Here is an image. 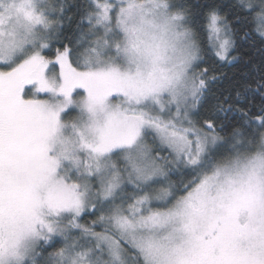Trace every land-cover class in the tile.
Returning a JSON list of instances; mask_svg holds the SVG:
<instances>
[{
    "label": "snow or ice",
    "instance_id": "6c2138e0",
    "mask_svg": "<svg viewBox=\"0 0 264 264\" xmlns=\"http://www.w3.org/2000/svg\"><path fill=\"white\" fill-rule=\"evenodd\" d=\"M0 264H264V0H0Z\"/></svg>",
    "mask_w": 264,
    "mask_h": 264
},
{
    "label": "trees",
    "instance_id": "16d2710c",
    "mask_svg": "<svg viewBox=\"0 0 264 264\" xmlns=\"http://www.w3.org/2000/svg\"><path fill=\"white\" fill-rule=\"evenodd\" d=\"M249 55L256 56V54H255V53H252V52H249ZM52 58H54V55L52 56ZM256 58L258 59V56H256ZM238 67H239V65H235V66L230 65V66H228V67H223V66L221 65L219 71H223V72L226 73L227 75L225 76L224 80L221 81V82L217 85V89H216L217 91L222 90V89H226V88H227V86H228V78L231 77V76H233V75L236 73ZM210 102H211V101H210ZM89 219H91V218H89Z\"/></svg>",
    "mask_w": 264,
    "mask_h": 264
},
{
    "label": "rangeland",
    "instance_id": "374dc122",
    "mask_svg": "<svg viewBox=\"0 0 264 264\" xmlns=\"http://www.w3.org/2000/svg\"><path fill=\"white\" fill-rule=\"evenodd\" d=\"M54 59V58H53ZM41 96H43V94H40Z\"/></svg>",
    "mask_w": 264,
    "mask_h": 264
}]
</instances>
